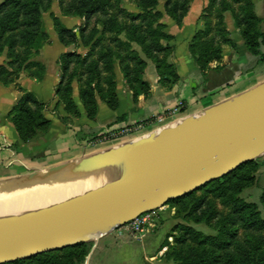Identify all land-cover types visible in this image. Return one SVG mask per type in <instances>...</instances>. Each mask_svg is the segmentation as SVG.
<instances>
[{"label":"trees","instance_id":"1","mask_svg":"<svg viewBox=\"0 0 264 264\" xmlns=\"http://www.w3.org/2000/svg\"><path fill=\"white\" fill-rule=\"evenodd\" d=\"M126 1L132 2L136 10H129ZM191 1L163 0L161 10L160 0H58L62 15L82 18V23L74 30L50 12L59 42L86 49L84 54L64 51L57 59L60 79L55 94L65 112L71 116L80 114L72 96L73 81L77 82L78 98L88 119L96 118L99 99L116 109L119 101L115 64L133 98L147 95L150 86L143 78L146 60L133 44L153 62L160 86L171 88L179 75L174 63L168 60L173 49L169 44L172 36L165 32L166 25L161 19L166 15L180 26ZM51 4L52 0L0 1V54L5 52L7 57L6 64H0L1 83L14 82L21 70L29 68H33L29 72L31 76L42 78L44 65L30 59L48 42L42 14L50 10ZM226 11L231 12L246 51L257 62L264 63L263 18L255 11L253 1L208 0L199 16L202 27L195 31L188 44L203 76L220 67L212 65L221 60L223 44L235 47L224 24ZM44 107V102L26 90L11 107L8 117L21 142L48 130L50 120L43 113ZM263 163L260 158L250 160L228 174L169 200L176 217L186 222L204 223L214 233L178 222L169 232L173 242L163 240L161 246L168 245L164 257L172 264H264V213L259 208L260 205L264 211V186L259 203L240 196L257 182L256 172ZM92 244L81 242L0 264H83Z\"/></svg>","mask_w":264,"mask_h":264},{"label":"water","instance_id":"2","mask_svg":"<svg viewBox=\"0 0 264 264\" xmlns=\"http://www.w3.org/2000/svg\"><path fill=\"white\" fill-rule=\"evenodd\" d=\"M158 149H167V155L152 158L149 164L109 182L46 207L0 217V263L81 242L95 244L134 217L264 154V80L107 150L52 165L16 181L67 165L76 167L78 171L73 173L84 172L93 163H120ZM93 225H98L100 232L89 239ZM89 256L90 252L85 264Z\"/></svg>","mask_w":264,"mask_h":264},{"label":"crops","instance_id":"3","mask_svg":"<svg viewBox=\"0 0 264 264\" xmlns=\"http://www.w3.org/2000/svg\"><path fill=\"white\" fill-rule=\"evenodd\" d=\"M253 3L255 11L263 18L261 27L264 30L263 0H253ZM203 6L204 2L192 1L180 26L168 16L163 18L165 30L172 35L169 41L173 48L170 60L176 67L179 80L171 88L160 86L153 62L145 59L143 78L149 83L150 91L147 95L139 94L133 98L132 91L125 83L118 65L115 64L118 107L111 109L105 101L99 99L98 113L93 120L88 119L84 114L76 84H73V98L80 109V114L76 117L65 112L62 104L57 102L55 94V88L60 79L57 63L59 55L69 50H76L82 54L85 49L81 46L77 48L73 45L64 46L59 42L55 31L53 33L46 29L49 35L48 42L43 44L30 59L44 65L42 78L37 79L31 76L29 72L33 68H29L21 70L18 78L12 83L0 82V142L6 141L10 144V147H0V177L17 173L12 170V167L13 164L19 165L20 161L26 165L22 170L24 172L29 168L50 167L107 150L128 138L97 146H86L83 142L106 127H118L147 118L152 113L174 106L178 101L184 102V108H181L182 111L176 118H182L263 81L264 63L257 62L256 58L246 51L241 37L237 34L233 35L234 31L231 29L229 32L235 47L224 45L221 60L212 65L220 67L209 71L206 76L201 75L189 52L188 44L194 32L201 26L199 14ZM56 15L67 27L79 24L77 17L66 16L65 22L64 15ZM6 61V53L3 52L0 54V64H6ZM23 90L34 93L38 100L46 103L43 113L50 120L48 130L28 142H21L8 117L11 107ZM22 171L20 170L19 173ZM43 172L47 171L37 174Z\"/></svg>","mask_w":264,"mask_h":264},{"label":"rangeland","instance_id":"4","mask_svg":"<svg viewBox=\"0 0 264 264\" xmlns=\"http://www.w3.org/2000/svg\"><path fill=\"white\" fill-rule=\"evenodd\" d=\"M192 1L204 2L203 7L207 6V4H208V0H192ZM162 4H163V0H160L159 8L161 10H162ZM125 6L129 10H132V11L136 10V8L132 2L126 1ZM254 8H255V6H254ZM50 12H53L54 14H61L59 6H58V0H52L50 10L43 12V14H42L45 29L52 31L54 33V30L52 29L53 26H52V20L50 17ZM200 13H201V11H200ZM165 16L166 15H164L163 18ZM199 16H200V14H199ZM63 17H64L65 22H66L67 17L66 16H63ZM77 18H79V17H77ZM163 18L161 19V22L164 23ZM212 20L215 21L213 18H212ZM81 23H82V18H79V24L73 26L75 28L74 30H76L77 26L80 25ZM224 24H225V27L228 31H229V29H231V31H234L233 35L237 34L240 37V34L235 29L234 20H233V17L231 15L230 11L224 12ZM201 27H202V21H201V26L199 28H201ZM165 32H167V31L165 30ZM229 35H230V32H229ZM230 37L233 39V37L231 35H230ZM224 45H229V44H223L222 49H223ZM229 46H231V45H229ZM133 47L134 48L137 47L138 49H136V48L135 49L140 52V54L142 55V57L144 59H147L143 55V53L140 51V48L138 45L133 44ZM82 48H84V47H82ZM85 51H86V49L83 51L82 54H84ZM171 55H172V52L168 56L169 61H171L170 60ZM114 71H115V68H114ZM73 84H76V86H77L76 81H73ZM72 96H73V92H72ZM182 105L184 108V102L182 103ZM45 107H46V103H45ZM45 107H44V109H45ZM181 111H182V109L180 110V112ZM180 112L178 114H180ZM156 113H160V111L152 113L149 116H152L153 114H156ZM70 116H67V117L70 118ZM72 117H76V116H72ZM173 119H176V117H174ZM173 119H170L169 121L164 122V124L172 121ZM155 128H157V127L151 126L150 128L144 129L143 131L135 134L134 136H132L130 138L145 134V133H147V132H149ZM42 133L43 132L37 134L35 137L39 136ZM89 138H87V139H89ZM87 139L84 140L83 145L92 146V145H88L86 143ZM119 140H121V139L108 141V143H115V142H118ZM28 141H26V142H28ZM102 144H104V143H102ZM94 146H97V145H94ZM0 147L1 148L10 147V144L6 141H2V142H0ZM258 158H260V160L263 161L264 160V154H262ZM67 166H69V165H67ZM24 167H26V165L23 164L22 161H20L19 165L13 164L12 170H14V172H17V173H12V175L0 177V185L5 186L9 183L16 181L17 178H19L20 176L39 172L41 169L47 168V167H44V168H35L34 167V168H29L23 172L22 170ZM68 169L69 168L64 169V170L62 169L59 172H57L58 174L61 173L60 174L61 177L59 176L62 179L61 182H64V181L66 182L68 180L67 176L70 175L68 173ZM20 170L22 172L19 173ZM52 171H55V170H52ZM47 172H51V171H47ZM256 173H257V179H258L257 182L253 186L248 187L245 190H243L240 193V196L243 197L244 199L248 200V201L259 203V194L261 192L262 187L264 186V163L259 167V169L257 170ZM45 174H50V173H45ZM81 174H83V172L79 171L78 175H81ZM35 175H38V174H35ZM31 176H34V175H31ZM22 179H25V178H22ZM22 179H20V180H22ZM219 207L222 210H225V208L221 207L220 205H219ZM259 208H260L261 212L264 213V211L262 210V207L260 205H259ZM174 213H175V208L172 207L171 204L167 203L160 208L154 209V214L156 216V226L151 231L143 232L142 235H138V237H134V236L129 235V233L125 232L123 229H116V230H113V231L105 234L104 236H102L95 244L93 243V241H90L93 243L92 244L93 248L91 247L92 250L90 249L91 251H89L90 256H89L87 264H172V261L168 260L163 255L164 252L168 249V245L167 244L163 245V246H161V245L163 243V240H165L166 238L170 243L173 242V236L169 232H171V228L173 227L174 224H176L178 222L189 223V224L195 226L196 228L204 231L205 233H210V234L214 233V230L212 228H210L209 226L205 225L204 223H197L196 224V223H193L191 221L186 222L183 219H181L180 217H176L174 215ZM83 264H85V261Z\"/></svg>","mask_w":264,"mask_h":264},{"label":"bare ground","instance_id":"5","mask_svg":"<svg viewBox=\"0 0 264 264\" xmlns=\"http://www.w3.org/2000/svg\"><path fill=\"white\" fill-rule=\"evenodd\" d=\"M167 153V149H158L154 152L150 151L148 155L144 156L142 154L136 159H127L120 163L108 165L93 163L88 165L89 169L81 175H78V172H72L78 171L75 170V166H66L64 169L69 168L68 173L70 174L67 176L68 180L66 182H61V173L58 174L57 172L62 169H58L28 176L5 186L0 185V217L36 210L69 199L86 189L102 185L130 170L149 164L152 158L165 157ZM99 232L100 227L93 225L89 230L88 238H96Z\"/></svg>","mask_w":264,"mask_h":264},{"label":"built area","instance_id":"6","mask_svg":"<svg viewBox=\"0 0 264 264\" xmlns=\"http://www.w3.org/2000/svg\"><path fill=\"white\" fill-rule=\"evenodd\" d=\"M182 103V101H178L174 106L168 107L160 113L153 114L152 116L141 120L123 124L118 127H106L100 133L87 139L86 143L94 146L116 139L122 140L130 138L151 126H162L164 125V122L169 121L178 115L183 107ZM155 226L156 216L154 210H151L134 217L117 229H123L125 232L129 233V235L138 237V235H142L143 232L153 230Z\"/></svg>","mask_w":264,"mask_h":264}]
</instances>
